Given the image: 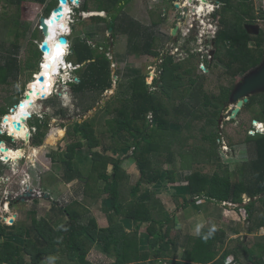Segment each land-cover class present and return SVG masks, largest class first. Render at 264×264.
Segmentation results:
<instances>
[{"label":"trees","instance_id":"1","mask_svg":"<svg viewBox=\"0 0 264 264\" xmlns=\"http://www.w3.org/2000/svg\"><path fill=\"white\" fill-rule=\"evenodd\" d=\"M24 1L41 6L47 4L44 9L46 16L58 3L57 0H4L9 5H16L17 9H20ZM131 1L81 0L77 8H74L75 23L71 25L73 37L66 57V61L75 66L73 73L77 78L69 81L68 85L74 95H79L80 103H83L82 100L83 104L86 103L84 108L81 106L84 112L92 109L113 84L117 85L116 92L103 107L104 114H110L111 118L104 119V135L110 148H102L103 151L115 148L117 157L94 150L100 144L94 128L95 122L98 123L97 117L83 122L74 121L68 132L79 137L66 146L65 157L60 159L62 176L65 183L70 182L74 174L81 177V172L75 169L81 152L84 155L80 161L88 160L89 171L97 172L95 177L91 173L88 177V181H97V192H88L85 178L81 201L74 198L70 204L61 207L52 205V211L59 215L56 217L59 222L50 223L45 218L37 220L30 217L29 224L19 222L10 225V232L0 225V264H43L44 257H51L52 264H92L86 258L91 249L113 259L104 264H233L232 260L237 264L240 253L247 262L264 264V235H255L253 244L248 247L243 240L247 234L257 233L264 227V214L259 215L258 212H264V133H245L243 142L249 146L251 157L236 170L223 164L217 151L221 142L218 117L230 102L232 90L240 82H233V78L244 74L250 66L259 64L264 54L259 36L249 34L244 24L264 20V9L257 8L251 0H216L220 8L215 12L219 18L217 31L211 39L213 54L210 60H206V56H202V59L205 69L210 72L221 65L222 75L230 76V83L233 84L222 86L217 94L209 95L204 90L207 75H195L193 68H185L184 62L175 61L171 55L165 56L159 65L160 74L153 81L155 89L152 91L146 82L147 75L137 70L126 83L119 79L114 81L113 76L117 74L112 73L113 61L107 56V44L97 42L92 46L89 43L88 37L95 32L94 25L102 22L107 31L111 27L112 37L125 34V52L128 56L142 52L143 55L156 57L159 53L157 46L163 44L160 43L161 37L156 44V36L148 27L125 14L123 9ZM90 3L93 9L89 7ZM102 11L107 14L105 17L92 15L82 20L79 15L81 12ZM162 18L160 16L151 25L157 26ZM0 19L5 22L6 34L14 35L12 41L6 39L0 44V85H8L12 80L17 81L23 69L31 70L35 67L41 53L34 41L37 40L36 32L41 31L35 29L30 34L28 55L22 67L17 58L21 48L19 39L23 36L17 31L18 18L10 19L2 12ZM79 26L83 27L84 38L77 35ZM67 40L69 42L68 36ZM193 55L189 54L190 57ZM87 92H92L88 98L84 97ZM120 92L127 95L120 97ZM185 98L191 100L188 105L187 101L184 102ZM254 103L258 104L259 109L253 120L264 123V92L249 96L241 110H249ZM53 104L56 105L55 102ZM4 110L0 108V116L9 114L8 110ZM180 119L182 123H179ZM195 120L200 123L197 124L202 132V141L197 146L203 152L201 144L205 145L204 150L208 145L204 153V164L215 166L211 173L202 171L198 161H194V145L192 151H184L187 146L178 148V151L172 148L190 139L183 136L182 132L196 125ZM35 123L31 126L35 128L31 144L39 146L46 136L42 130L47 128V122L41 124L36 119ZM130 150L128 157L134 161L139 177L129 186L126 195L124 187L128 177L125 180L126 172L121 165L123 156ZM175 154L180 158L179 172L174 169ZM163 155L164 162L172 167L162 168L160 158ZM51 159L56 163L57 157L54 154H51ZM107 165L112 166L109 174L105 171ZM179 180L184 185L177 187L176 195L185 206L196 203L200 198L229 204H242L244 195L250 198L243 206L246 212L243 218L248 223L243 237L219 253L218 247L225 243L227 233L236 235L241 229L231 225L226 229H217L213 225L202 228L196 236L180 231L170 232L174 218L164 209L157 195L166 190L167 184ZM93 207L98 208L106 217V226H98L96 219L88 215L89 208ZM62 217H66L64 224ZM143 224H146V228L142 231ZM128 230L133 231L129 233ZM180 247L183 252L177 259L174 253ZM229 256H232L231 262Z\"/></svg>","mask_w":264,"mask_h":264},{"label":"rangeland","instance_id":"2","mask_svg":"<svg viewBox=\"0 0 264 264\" xmlns=\"http://www.w3.org/2000/svg\"><path fill=\"white\" fill-rule=\"evenodd\" d=\"M252 1L257 8H262L263 10L264 0ZM182 2L183 0H178L175 3L179 5L180 3L182 4ZM210 2L217 4L216 0H208V3ZM202 4L204 5L203 7L206 8V1ZM46 6L47 4L41 6L35 3L24 1L22 2L20 9H17L16 5H9L4 2V0H0V13L5 12V16L10 19L15 18L16 16L18 18L19 24L17 26V31L23 34V36L19 39L21 48L17 58L22 64V67L23 62L28 55L29 45L27 42L28 39H30V34L33 32V30L37 29L36 26L38 27V20L40 16L43 15L48 17L49 15L48 13L46 16V12L44 11ZM89 7L93 9L92 3H90ZM123 10L126 15H129L135 20L143 23L144 26L148 27L153 32V35L156 36V44H158L160 37L162 38L160 43L163 42V44L162 46H157L158 50L174 52V55L169 53L172 57H174V60H181L180 62H184L183 65H185V68H193L195 75H207L208 79L206 80L204 86V90L207 92V94L215 95L222 86H232L233 83H230V76L228 77L222 75L223 67H221V65L217 66L218 68L213 69L211 72L210 70L208 71V69H205V62L203 61L202 56H206V60H210L207 55L208 52L213 49L211 43L212 31L211 27L208 25V17L205 15L206 10L204 11L203 9L201 14L199 13V15H202L201 17H190L185 21L177 19V14L180 8L176 9L171 0H132L124 7ZM86 16L82 17L81 19L87 20ZM160 16L163 17L161 23L157 26H152L151 23L157 22ZM74 17L75 9L71 15L73 20L72 22L75 21ZM72 22H70L68 25L70 29V32L67 34L69 37V45L71 44L73 37L71 34ZM206 22L207 25L205 26ZM210 23L214 25L213 21H210ZM4 24L5 22L0 19V44L6 39L7 41H12L14 39L13 34H6L7 28L4 26ZM260 24H263L264 26V23ZM174 25H178V30L175 35H172L171 30ZM191 25H193V28H191ZM216 26L218 28V23ZM94 27L95 32L90 34L91 36L88 37L89 43L92 46H94L97 42H104L107 44L109 51L107 56L113 61L111 70L113 74H117V76H113L114 81L119 79L121 82L126 83V80L131 78L137 70L138 72L147 75L146 82L149 86V90H154L155 88L153 81L158 77V71L153 72V70H151L149 67L152 65L155 70L159 69L160 62L157 61V58L143 55L142 52L137 53V55L131 54L128 56L125 52L127 48V38L125 34H117L116 36L112 37V34L106 30L105 24L102 22L94 25ZM199 27L204 29V34L202 37H200L197 32ZM189 28H191V30L187 31ZM77 35L80 38H84L83 27L79 26L77 28ZM41 36V32H36L38 41ZM175 48L178 49V52ZM65 49L67 48L65 47ZM187 49L191 50V53L194 54L192 57L189 56L191 53ZM65 53L66 55H62L61 57L63 58L64 56L66 60L68 51H65ZM179 57L181 58L178 59ZM41 59L42 58L40 54V57L36 61L35 67L31 70L23 69L19 74L17 81L12 80L8 85H0V108H4V111H10V108L14 104H17L20 99H22L23 94L25 93L28 86L34 89L37 88V90L40 89L41 91L39 90L38 95L30 94L28 100H25V104L29 103L30 101L33 103L31 110L32 117L27 120L26 125L28 127L35 125L36 119H39L41 124L44 121L47 122V128L42 130L45 132L46 136L43 140V143L39 146H32L31 138L28 142H26V138L23 141L10 139V137L6 136L5 134L0 136V140L5 141V145L8 148H18L16 150L22 151L21 158L15 161L11 160L8 164L4 165L0 163V202L2 201V194H5V191H8L9 188L10 194L13 196L17 193L28 192L29 190H32V192H29L30 196L32 195L31 197H29V195H20L21 197L12 200L13 203H11L10 209H7L4 212L0 210V216L3 217V219L6 218V216L8 218V215L10 218H14L13 224H17L19 222H26L29 224L31 221L30 217H35L37 220L45 218L50 223L53 221L56 222L58 220L56 217L59 215L56 214L55 211H52V205L56 204L57 206L61 207L66 204H70L71 200L74 198L81 201L82 190L86 181L85 178H87L88 182V192H97V181L95 179L88 181L90 173L95 177L97 172H93L92 170L89 171L90 163L88 160L86 161L83 159L80 161V157L84 155L81 152L78 156L79 161H77L75 164V169H78L81 172V177H78L74 174L73 179L70 182L65 183L62 176L63 171L61 168L60 159L65 157L64 153L66 151V146L76 141L79 137L68 132L69 126L72 125L74 121L83 122L84 120H90L93 117H97L98 123L95 122L94 128L96 135L99 137L100 144L94 150L104 153V155L117 157V154L114 150L115 148H113L111 151L110 149L108 151H103L102 149L105 146L110 148V145H108L109 142L106 139V135H104L106 133L104 119L111 118L110 114H104L103 107L106 106L108 98L112 97L116 92V88H118L117 85L113 84L109 90L105 91L103 95L100 96L101 100L93 105L92 109L84 112L85 110H83L81 106L85 107L86 103L83 104L84 100H82L83 103H80V100H78L80 98L79 95H74L68 85V82L72 79L77 80V78H75L76 74L73 73L74 67L65 68L61 74H59L58 67L55 71V75L52 74L48 78L41 77V80H39V76H36L35 78H33V76L36 74L39 75L37 72L39 71ZM201 62L204 64V66L200 64ZM256 66H250V69L244 74L250 72L252 70L251 68H255ZM244 74L235 75L233 82H239ZM121 93L123 92H120V97L127 95L126 93L124 95ZM42 94L44 96L43 98L41 97ZM90 95H92V92H87L84 97L88 98ZM250 99L253 98L250 97ZM186 101L188 102L187 105L191 102V100L188 98H185L184 102ZM54 102L56 105L53 104ZM228 106L233 108V105L230 104V102L228 103ZM258 109V104L254 103L249 110L242 109L240 115L236 116L234 121H229V112L223 113V110L218 117V131L221 136V142L217 148V151L221 162L223 164H227L231 170H236L242 162L248 160V158L251 157L249 146L243 142L245 133L253 134L251 131L252 129H249V126H255L256 130L254 132L264 133L261 125L253 124L252 121ZM28 111L30 113V110ZM2 117L3 116H1V118ZM178 121L179 123H182V119ZM195 122L196 125L189 127V130H183V132L181 131L183 136H187L190 139H188L187 142L181 141L180 144L178 143L176 146H172V148L178 151V148L182 149L184 146H187L186 149L184 148V151H192L195 149L193 147L194 145L196 147L194 150V161H198L199 167L202 171L211 173L215 166L212 164H204V153L205 150H207L208 145L204 150L205 145L201 144L203 152L202 149L197 146L202 141V132L199 130L198 124L200 123H198L197 120H195ZM26 125L24 123V128ZM0 127L2 128L1 123ZM207 130L208 128L206 127L205 132H207ZM26 132L28 133L27 128ZM31 132L32 134L35 133V131ZM11 136H13V134ZM82 152L86 151L83 150ZM51 154H54V156L57 157L56 163L51 159ZM130 154L131 150L123 156L124 160L121 165L122 169L126 172L125 180L128 177L127 183L124 187V192L126 195L129 186L133 185L139 177V172L134 165V161L128 157ZM174 158V169L178 170L180 158L177 154H175ZM160 161L162 168L165 169L172 167V165L170 166L164 162V155L160 158ZM189 162L190 160L188 163ZM196 167L197 166L194 168ZM111 168V165H107L105 171L109 174ZM183 185L184 183L180 182V180L178 182L176 181L173 184H169V191L166 192V190H164L157 195V197L160 198L164 209L168 211V213L175 216V219L179 218L177 220L174 219L176 223H173L170 232L175 233L176 231H180L182 233H186V235L196 236L202 228L213 225H215L217 229H223V227L226 229L229 225L237 227L239 230L241 229L240 233L236 235L226 232L227 237L225 238V243L218 247L219 253L228 246H232L238 241V239L243 237L248 226V223L246 220H244L245 218H243V216L245 217L243 213V206L250 201V198H247L244 195L242 196V204L236 203L234 206L224 205L228 203L223 204L204 201V199L202 201H198L204 202L200 207L201 210L196 211L194 210L196 208H193L192 204H186L187 206L183 205V203H181V199L175 194L174 189L177 190L178 186ZM40 192L42 196H40ZM42 192H44V194ZM184 196L188 198L187 194H184ZM258 212L259 215L264 214V212L261 210ZM181 214H183L182 219H180ZM88 215L93 216L100 227L106 226L108 224L106 217L103 216L101 211L96 207L89 208ZM239 217L241 218L240 220H238ZM7 220L9 221V219ZM7 220H3L4 224L1 226L4 227L7 232H10V225L12 224H8ZM65 221L66 217H62V224H64ZM57 222H59V220ZM145 228L146 224H143L141 226L142 231L145 230ZM132 231L133 230H128L129 233H132ZM255 235H264V228H260L257 233L247 234V237L243 239L245 246L248 247L253 244ZM1 239L2 236H0V240ZM97 251L98 250L96 249H91L86 255L87 260L92 262V264H103L112 259L109 256L105 257L104 255L98 254ZM182 252L183 248L180 247L179 250L174 253V257L177 259L180 258ZM241 255L242 254L240 253V259L237 264H240V262L241 264H252L245 261V258L243 256L241 257ZM228 259L231 262L232 256H229ZM43 260H45V264H52L51 257H44Z\"/></svg>","mask_w":264,"mask_h":264},{"label":"water","instance_id":"3","mask_svg":"<svg viewBox=\"0 0 264 264\" xmlns=\"http://www.w3.org/2000/svg\"><path fill=\"white\" fill-rule=\"evenodd\" d=\"M58 4L56 7H54L49 15L48 18L45 16H41L39 18V25L41 26V35L43 40L40 43L39 51L41 53V62L43 60L44 54H48L50 52V45L48 43L49 37L51 36V31L48 27H52L54 23L58 22L62 16V7L66 6L67 0H57ZM178 1V0H176ZM78 1L75 0V3ZM174 7L177 9L179 8L178 4H174ZM183 11L186 12L187 8H183ZM92 15H99V16H105L106 13L104 11L102 12H89L88 16ZM185 18V15L183 14H178L177 19L183 20ZM245 30L249 34H256L257 28L251 24H245L244 25ZM112 28L109 27V32H111ZM178 30V25H174V27L171 30V34L175 35ZM57 40L53 44V49L56 51L62 50V46H67L68 45V40L66 35H60L56 38ZM213 52H211V55ZM52 60V58H51ZM40 62V63H41ZM41 64H39V70H40ZM46 67H49V64H46ZM38 73V72H37ZM45 77H49V73L45 72L43 74ZM42 74L39 75H34L33 78L36 76H43ZM264 91V58L262 62L260 63L259 66H257L255 69L251 70L250 72L244 74L241 77L240 82L235 86V88L232 90L231 95H230V104H232L233 108H230V106H225L223 109V113H228L229 112V119H234L238 112L241 110L242 106L248 101V97L256 92ZM31 92V87L28 86L25 93L23 94V99L26 100L29 98V94ZM43 98V94L41 95ZM31 104V101L29 102ZM25 104L23 100H20L17 104H14L13 107L10 108V114L14 113L18 109L24 108ZM26 115L24 112L19 116L18 120H13L11 122L12 127L16 131H20L26 121ZM8 114L4 115L1 119V124L6 123L7 121ZM253 124H255V121H253ZM1 133V130H0ZM30 140L29 133L26 134V142ZM2 142L0 141V151L5 153L8 148L4 147L1 145ZM4 158H8L4 156ZM26 195H30L29 192L24 193ZM21 195V194H20ZM20 197V196H19ZM14 218L9 219V223H13Z\"/></svg>","mask_w":264,"mask_h":264},{"label":"bare ground","instance_id":"4","mask_svg":"<svg viewBox=\"0 0 264 264\" xmlns=\"http://www.w3.org/2000/svg\"><path fill=\"white\" fill-rule=\"evenodd\" d=\"M203 2L200 0L198 6H196L197 9V14L199 15V13L201 14V12L204 9V5L202 4ZM62 16L60 18V20L56 23H54V25L52 27H48L50 29V33L51 36L49 37V45H50V52L48 54H44V58L42 61V65L40 67V73L43 75L45 72L49 73V77L51 76V74H56V70L57 68L61 65H63V58L61 57L62 55L65 54V46H62V50L56 51L55 49H53V44L55 43V41L57 40L56 38L59 35H67L70 32V29L68 27V20H67V14L70 12V7L68 5L63 6L62 7ZM202 16V15H200ZM52 58V60H51ZM46 64H49V67H46ZM55 69V71H53ZM44 76V75H43ZM45 77V76H44ZM39 90H37V88H31V92L30 94H39ZM41 91V90H40ZM42 93V92H41ZM29 94V96H30ZM40 97V96H39ZM28 100V99H26ZM24 104H25V100ZM32 106L33 103H27L25 104L24 108L19 109L17 111H15L14 113H12L11 115H8L7 117V121L6 123L2 124V129L5 130V132H7L8 135H12L11 137H13L15 140H23L26 138V127L24 128V126L22 127V129L20 131H16L13 129L11 122L13 120H18L19 116L22 114V112H24L26 115H28L27 117H29L31 115V110H32ZM30 110V113L29 111ZM29 132V131H28ZM6 147V146H4ZM4 156L8 157V158H4ZM22 157V151L21 150H16V149H10L7 150L5 153H3L2 155H0L1 160H3L4 162L9 161H15L19 158ZM8 221V220H7Z\"/></svg>","mask_w":264,"mask_h":264},{"label":"built area","instance_id":"5","mask_svg":"<svg viewBox=\"0 0 264 264\" xmlns=\"http://www.w3.org/2000/svg\"><path fill=\"white\" fill-rule=\"evenodd\" d=\"M78 2L77 3H75V0H67V4L66 5H68L69 7H70V12L67 14V20H68V25H69V23L70 22H72L73 20H72V18H71V15L73 14V12H74V8L75 7H77L78 5H79V3H80V1L81 0H77ZM201 1H203V2H205L206 1V8H204V11H205V15H206V17H208L207 18V21H209L208 22V25L211 27V31H212V33H211V35H212V38L215 36V33H216V31H217V26H216V24L218 23V18H219V15H217V14H214V10L216 9V8H218L219 7V3L217 2V4H214V3H212V2H210V3H208V0H201ZM58 2V1H57ZM199 2H200V0H183V2H182V4L180 3L179 4V8H180V10H179V12H180V14H183V15H185V18L183 19V20H181V21H185V20H187L188 18H190V17H201L200 15H195V14H197L196 13V6L199 4ZM174 4H175V2H174ZM216 7V8H215ZM183 8H187V11L186 12H184L183 11ZM263 9H264V6H263ZM178 12V13H179ZM81 17H85L86 15H88V14H86V13H84V12H81L80 14H79ZM85 15V16H84ZM210 21H213L214 22V25H212V23H210ZM202 23V22H201ZM204 24V23H203ZM207 25V22H206V24H205V26ZM215 27V28H214ZM36 28L38 29V30H40L41 31V26L39 25V20H38V27L36 26ZM191 28H193V25H191ZM191 28H189V29H187V31H190L191 30ZM198 32V34H199V36L200 37H202L203 36V34H204V29L202 28V27H199V30L197 31ZM60 36V35H59ZM43 40V38L41 39V40H35V42L37 43V45H38V48L40 47V43H41V41ZM68 47H69V44L66 46V50L68 51ZM176 49V51L178 52V49L177 48H175ZM188 50V49H187ZM159 51V53H158V56L156 57L157 58V61H159L160 63H159V65L161 64V62H162V60L165 58V56H167V55H170L169 53H171V55H174V52H168V51H166V50H158ZM190 53H191V50L189 51ZM184 57H185V55H184ZM207 57L208 58H210L211 57V51L210 52H208V55H207ZM174 58V57H173ZM181 57H179L178 59H180ZM41 65H42V62L40 63ZM200 64H202L203 66H204V64L201 62ZM66 64H64V61H63V65H61L60 66V68H59V71H60V69H62V70H64L65 68H67L66 66H71V67H74L75 68V66H73V65H71V63H68L67 62V65L65 66ZM151 70H153V72H156V71H158V75L160 74V68L158 69V70H155V68L153 67V66H151L150 65V67H149ZM204 68V67H203ZM59 74H61V72H59ZM30 119V117H28V118H26V121H25V125H26V122H27V120H29ZM26 128L28 129V131L30 132V131H35V128L34 127H27V125H26ZM262 129H263V131H264V127H261ZM6 134H7V132H6ZM14 139V138H13ZM15 140V139H14ZM3 153L2 152H0V155H2ZM0 162H1V164H8L9 162L7 161V162H4L3 160H1V158H0ZM10 189V188H9ZM24 192H21V193H17V194H14V196H16V195H19V194H23ZM225 203V202H224ZM223 203V204H224ZM224 205H231V206H234V204H224ZM243 213H244V215L246 216V212H245V209H243ZM232 263L233 264H236V262L235 261H233L232 260Z\"/></svg>","mask_w":264,"mask_h":264},{"label":"flooded vegetation","instance_id":"6","mask_svg":"<svg viewBox=\"0 0 264 264\" xmlns=\"http://www.w3.org/2000/svg\"><path fill=\"white\" fill-rule=\"evenodd\" d=\"M174 2H176V0H173V3ZM180 13V12H179ZM260 23H264V20L263 19H258L257 21H255V22H253V23H249V24H251V25H253V26H255L256 28H257V32H256V34H251V35H254V36H259V39H260V43H261V47H262V49H264V26H263V24L261 25ZM245 25V24H244ZM263 58H264V54H263ZM263 58H262V60H263ZM262 60L260 61V63L262 62ZM260 63L259 64H257V66H259L260 65ZM256 66V67H257ZM255 67V68H256ZM255 68H251L252 70L253 69H255ZM55 69L56 68H54V70L53 71H55ZM262 92H264V91H262ZM0 123H1V116H0ZM1 130V129H0ZM3 134V131L1 130V133H0V136ZM33 135V134H32ZM32 135H31V137H32ZM30 137V138H31ZM2 143H4V145H5V141H3V140H0ZM5 191V190H4ZM6 193L4 194H2V201L0 202V210L1 211H6L7 209H10V205H11V203H13L12 202V200L13 199H17L20 195H16V196H13V195H11L10 194V189L8 190V191H5ZM28 192H32V190H29ZM43 194H44V192H42ZM21 195H26V194H21ZM32 196V195H31ZM30 195H29V197H31ZM40 196H42V194H41V192H40ZM44 196V195H43ZM21 197V196H20ZM6 218H7V216H6ZM8 218H10V216L8 215ZM3 220H5V218L3 219V217H1L0 216V225H3L4 223H3Z\"/></svg>","mask_w":264,"mask_h":264},{"label":"clouds","instance_id":"7","mask_svg":"<svg viewBox=\"0 0 264 264\" xmlns=\"http://www.w3.org/2000/svg\"><path fill=\"white\" fill-rule=\"evenodd\" d=\"M58 4V3H57ZM173 5H174V3H173ZM76 8V7H75ZM220 8V6L218 7V8H216L215 10H214V14H215V12L218 10ZM177 9H179V8H177ZM179 12V11H178ZM89 13V12H88ZM88 13H86V14H88ZM179 14V13H178ZM177 14V15H178ZM86 17H88V16H86ZM69 27V26H68ZM66 36H68V35H66ZM68 44H69V42H68ZM66 52H67V50H66ZM211 52H212V50H211ZM66 55V53L64 54V56ZM64 56H63V61H64V64H66L67 65V61L65 60V58H64ZM212 56V55H211ZM157 57V56H156ZM211 58V57H210ZM69 63V62H68ZM65 65V66H66ZM72 65V64H71ZM152 66V65H151ZM67 68H68V66H66ZM70 68H71V66H69ZM74 70V69H73ZM63 70L62 69H60V71L59 72H62ZM22 99H23V97H22ZM22 99H20V100H22ZM19 100V101H20ZM18 101V102H19ZM9 114H10V111H9ZM8 114V115H9ZM30 118L32 117V114L29 116ZM26 118H28V117H26ZM2 119V118H1ZM253 121H255V124H260L261 125V127H264V123H262V122H258V121H256V120H253ZM2 125V124H1ZM28 127V126H27ZM31 127V126H30ZM253 127V129L251 130L253 133H255L254 131L256 130V128H255V126H252ZM0 129L3 131V134H5L6 136H8V137H10V139H13V137H11L10 135H8V134H6V132H5V130L4 129H2L1 127H0ZM29 133V136L31 137V135H32V132L30 131V132H28ZM3 145L2 146H6V145H4V143H2ZM6 148H8L7 146H6ZM10 149H12V148H8V150H10ZM15 149H18V148H15ZM1 152V151H0ZM3 153V152H2ZM8 162H9V160H8ZM1 163V162H0ZM1 176V175H0ZM24 193H26V192H24ZM20 195V194H19ZM6 220L7 219H10V218H5ZM14 222V221H13ZM8 224H9V222H7ZM11 224H13V223H11Z\"/></svg>","mask_w":264,"mask_h":264},{"label":"crops","instance_id":"8","mask_svg":"<svg viewBox=\"0 0 264 264\" xmlns=\"http://www.w3.org/2000/svg\"><path fill=\"white\" fill-rule=\"evenodd\" d=\"M252 1V0H251ZM253 2V1H252ZM41 16H43V15H41ZM40 16V17H41ZM169 184H173V183H169ZM169 184H167V187H166V192L167 191H169L170 190V188H169ZM178 184V183H177ZM175 190V194H176V189H174ZM162 192V191H161ZM160 192V193H161ZM175 194H173V195H175ZM202 200H204L203 198H200L198 201H202ZM198 201H196V203H194V204H192V206H193V208H196V209H194V210H196V211H199V210H201L200 209V207H201V205H203V202L205 201H203V202H198ZM168 212V211H167ZM172 215V214H171ZM182 215L183 214H181V218L180 219H182ZM172 217L175 219V216H173L172 215ZM177 219H179V218H176L175 220H177ZM184 219V218H183ZM175 222V221H174ZM176 223V222H175ZM198 225V224H197ZM264 227H261V229H263ZM263 231V230H262ZM188 234V233H187ZM98 252V254H101V255H104L105 257H108V256H106L105 254H103V253H101L100 251H97ZM110 261H112V259H110ZM110 261H108V262H110ZM108 262H106V263H108ZM104 264V263H103Z\"/></svg>","mask_w":264,"mask_h":264}]
</instances>
